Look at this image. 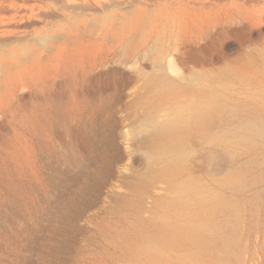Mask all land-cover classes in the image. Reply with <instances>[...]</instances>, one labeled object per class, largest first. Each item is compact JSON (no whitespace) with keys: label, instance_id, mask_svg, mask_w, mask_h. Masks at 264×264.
<instances>
[{"label":"rangeland","instance_id":"374dc122","mask_svg":"<svg viewBox=\"0 0 264 264\" xmlns=\"http://www.w3.org/2000/svg\"><path fill=\"white\" fill-rule=\"evenodd\" d=\"M149 1L0 0V264H130L119 239L136 220L185 229L179 200L212 197L225 207L210 264H264V124L244 123L264 121V0ZM163 14L179 24H152ZM31 58L50 75L3 88ZM212 94L230 115L154 141ZM162 249L179 264L182 249Z\"/></svg>","mask_w":264,"mask_h":264},{"label":"bare ground","instance_id":"6f19581e","mask_svg":"<svg viewBox=\"0 0 264 264\" xmlns=\"http://www.w3.org/2000/svg\"><path fill=\"white\" fill-rule=\"evenodd\" d=\"M185 1H189V3H191L194 2L195 0H185ZM206 4H208V2L205 3V5ZM179 22H180L179 18L170 17V16L168 17L163 14L159 16L156 20H154L152 24L175 25L177 23L179 24ZM50 40L52 41L53 39L50 38L49 41ZM44 41L46 40L44 39ZM44 41H41L43 42L42 46L44 45ZM48 49L46 51L49 52ZM12 58H16V57H12ZM13 64H16V62L15 63L13 62ZM50 73L51 70L45 66H42L38 61V59L31 58L28 59L27 64H21L17 69L5 68V70H3L2 76L4 78L3 81H1L2 82L1 86H3V88L5 89L8 88L12 89L14 87H19L20 89L36 87L37 86L36 83L38 82L39 78L48 77ZM16 79H19V81H16ZM209 101H210L209 106H207L205 110H197L196 112H194L191 115V117L186 119L184 126L181 125L180 120H178V118H169L159 127L155 128L152 134L153 136L152 138L154 139V141L160 142L161 144H166L167 147H172V145H175L176 141L186 137L191 130H202L204 129V127L206 126L209 127L212 124H216V122L219 119H223L231 114L232 112L231 109L225 108V106L218 104V102H216L215 94H212L210 96ZM51 111L52 114L54 115V118H56L57 121L63 120L67 114L65 112L64 104L58 101L53 104ZM44 115L45 114L41 113L40 117L41 116L44 117ZM244 120H245L244 123L247 127L262 132L261 127L264 124V121L259 120L255 116L244 118ZM41 122L43 124V121ZM164 176L166 179L169 180L172 189H175V191L178 185H185L190 187V189H193V186L191 184H188L187 182L184 181L180 182V184H177L174 176L170 173L165 174ZM179 204H181L182 208L186 210V212L184 210L183 211L188 216H190V218L193 221V223L189 227H186L185 229L176 227L174 225H169L167 224V220L165 216H159L156 218H150L146 220H136L131 230L122 232V234L120 235L119 244L130 250V264H161V263L169 264L170 263L169 258H165L162 246H169L177 249L178 248L182 249L183 253L182 256H180L179 264H200L205 262L207 264L211 263L209 258L210 251L212 248V244L210 242L211 237L214 231L222 225L221 222L218 221L216 222L214 214L216 211H220L223 207H225L223 202L218 197H212L210 198L209 203L206 206H202L198 199L189 200V201L185 199L179 200ZM176 205H177L176 201H173L171 203V207L173 208L174 207L177 208ZM229 243L230 240L227 237L222 240L221 245L226 249V246H229Z\"/></svg>","mask_w":264,"mask_h":264}]
</instances>
